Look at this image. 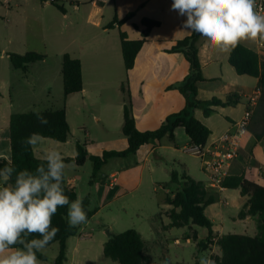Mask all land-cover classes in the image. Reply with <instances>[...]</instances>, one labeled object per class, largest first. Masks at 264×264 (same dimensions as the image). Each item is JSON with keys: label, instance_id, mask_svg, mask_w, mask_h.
Returning a JSON list of instances; mask_svg holds the SVG:
<instances>
[{"label": "crops", "instance_id": "1", "mask_svg": "<svg viewBox=\"0 0 264 264\" xmlns=\"http://www.w3.org/2000/svg\"><path fill=\"white\" fill-rule=\"evenodd\" d=\"M60 1L65 6L66 13L59 11L48 0H0V162L11 160L10 118L15 113L35 112L36 109L40 112L59 110L61 108L50 106L63 103L71 127L70 139L67 142H58L43 138L33 150L35 156L37 152L43 156L45 149L55 148L64 158H75L77 142L85 144L91 156H102L105 151H122L128 147L127 138L123 135L124 138L119 142L101 147L99 151H95L96 149L92 151L99 133L109 135L116 129L122 131L124 102L121 87L127 81L136 126L140 131L158 129L168 116L181 111L185 106L184 97L177 90H169L168 87L182 81L188 74L190 65L182 53H169L167 50L178 40L192 33L183 28L186 17L171 10L172 0ZM129 13L134 15L123 25L119 26L116 23L109 27L116 17L122 20ZM144 18L159 21L160 26L151 30L147 43L136 58L134 68L127 72L120 33H126L130 40L141 39L145 30L142 24ZM241 44L257 52L264 62V49L260 50L258 43L245 41ZM198 46L203 74L207 79L199 86V99L225 100L230 94H237L240 101L235 106L218 107L210 117H205L203 111L197 109L195 117L210 129L209 140L217 138L233 129V124L244 116L253 97L256 96L255 111L242 144L240 157L229 168L228 177L250 176L258 185L264 187V121L261 107L263 93L259 88V79L239 75L229 63L230 52L220 53L213 50L206 46L201 37ZM8 52L20 55L38 52L45 54L47 58L31 64L25 72L13 67L7 56ZM65 54H70L81 61L84 84L83 91L71 95L66 102L62 75V57ZM15 102L23 105L22 107L28 105V111H13ZM216 117L220 120H215ZM90 119L97 125L96 135L88 125ZM76 121H80L78 128L85 130V142L73 134V122ZM177 133L178 128L174 133L175 139H178ZM162 147L161 141L141 146L137 154L131 156L137 164L134 168H131L130 162L125 164L115 161L116 159L130 161L128 160L130 157L110 159L90 183L92 185L90 192L83 199H87L88 210L94 213L90 219L102 211L100 207L90 209L91 203L96 202L103 207L110 206L125 199L129 192L140 188V183L136 187H131L125 179L130 172L138 169L139 164H143L141 167L143 172L153 155L161 157V161L170 164L173 170L175 164L170 163L171 159L162 157L159 153ZM193 148L189 139L183 147L176 146L175 151L190 152L198 158L191 152ZM173 161L181 166L183 173L178 171L180 175L186 174L204 183L206 188L208 176L202 164L200 165L202 176L195 177L188 163L183 160ZM111 163H114L113 167L105 170ZM70 164L75 163L66 165ZM65 175L68 184L80 197L82 183L78 176L67 178L66 169ZM153 189L158 192L156 187ZM206 190L218 196L217 201L205 210L213 223V232L216 236L215 243L207 249L210 252L208 258L214 261L213 253L214 257L221 256V248L217 244L221 236L246 235L250 230L255 232L257 220L252 217L239 218V213L248 199L239 189L223 187L222 190ZM120 212L129 213L128 207H120ZM153 216L149 218L151 220L149 231L157 238L153 241L144 238L147 241V250L164 246V242L159 239L162 230L155 229L157 214ZM207 235L208 231L205 239ZM69 240L70 238L67 241V260L71 253L74 264L77 260L78 247L73 244L69 246ZM41 253L46 255L44 251ZM58 254L59 250L53 257L52 264H55ZM196 260H199L198 257ZM39 261L47 262L49 257L47 256L45 261Z\"/></svg>", "mask_w": 264, "mask_h": 264}, {"label": "trees", "instance_id": "2", "mask_svg": "<svg viewBox=\"0 0 264 264\" xmlns=\"http://www.w3.org/2000/svg\"><path fill=\"white\" fill-rule=\"evenodd\" d=\"M48 1L59 11L66 13L67 10L60 0ZM133 15V13H129L122 20L116 17L114 23L109 27H113L116 23L121 26L130 20ZM142 24L145 30L139 40H130L126 33H120L123 60L127 72L134 68L136 58L147 43L151 30L160 26L159 21L148 18H144ZM199 39V35L192 33L190 36L178 40L172 48L167 50L169 53H182L190 65L186 77L168 87L169 90H177L184 97L185 106L181 111L168 116L156 130H138L127 81L121 89L124 102L122 132L127 138L128 147L122 151H105L102 156H91L86 145L77 142V156L75 158H64L65 164L75 163L78 167H83L88 160H91L94 164L92 183L97 173L110 159L134 156L141 146L161 141L166 136H170L174 140L175 130L179 127L185 129L194 147L203 148L211 136V131L195 117V111L200 109L205 117H210L218 107L235 106L239 103L240 97L237 94H230L225 100L219 98L199 99V86L207 81L203 74L200 59ZM7 56L15 69H21L25 72L31 64L47 58L45 54L38 52H28L24 55L8 52ZM229 63L239 75L259 79V88L263 93L261 107L264 121V62L261 61L257 52L240 43L230 52ZM62 75L64 101L66 102L71 95L83 91L81 61L73 58L70 54H65L62 57ZM40 115L47 119V124L40 123L36 112L15 113L10 118L11 161L17 172L24 169L35 172L36 167L43 162V159L35 156L33 147H28L23 143L24 139L29 137L30 134L39 133L43 138L58 142H67L71 137V127L65 108L40 112ZM7 161H1L0 168H3ZM14 181L15 173L11 182L14 183ZM170 183L178 186L176 192H168L165 195V203L172 209L169 214L170 226L172 228H184L195 225L205 228L208 235L204 242L199 241L197 245L200 250H207L215 243L216 236L213 232V223L206 215L205 210L217 201V194L207 191L204 183L198 182L186 174L180 175L175 169L171 172ZM223 186L228 189H239L241 194L248 198L239 213V218H255L258 232L255 236L238 234L221 236L217 241L218 246L221 248V256L213 257L215 264H264V187L258 185L252 177L246 175L227 177ZM63 187L70 201L78 197L76 190L68 184L65 173ZM83 207L89 220L94 213L88 210L87 199L83 201ZM67 211L66 206L60 207L52 218V225L59 228V232L47 247L55 243L59 244V254L55 264H64L67 261V241L78 233L77 227L68 226ZM194 240L198 241L196 236H194ZM104 254L107 258L119 264H174L166 260L159 263L153 261L147 254V241L136 229H130L120 234H111L105 244ZM36 255L39 260H47V256L41 252H37ZM194 264H200L199 260H196Z\"/></svg>", "mask_w": 264, "mask_h": 264}, {"label": "clouds", "instance_id": "3", "mask_svg": "<svg viewBox=\"0 0 264 264\" xmlns=\"http://www.w3.org/2000/svg\"><path fill=\"white\" fill-rule=\"evenodd\" d=\"M171 10L186 17V31L196 33L206 46L220 53L231 52L245 41L264 46V2L172 0ZM34 111L41 124L48 123L39 109ZM42 139L39 133H32L23 143L35 147ZM42 159L35 172H17L10 159L0 168V264H40L36 253L43 252L59 232L53 227L52 218L60 207L68 209L69 227L88 221L82 198L70 201L64 192L66 164L62 153L47 149ZM200 264L215 261L202 255Z\"/></svg>", "mask_w": 264, "mask_h": 264}, {"label": "rangeland", "instance_id": "4", "mask_svg": "<svg viewBox=\"0 0 264 264\" xmlns=\"http://www.w3.org/2000/svg\"><path fill=\"white\" fill-rule=\"evenodd\" d=\"M62 91V89H61ZM23 106V105H22ZM19 104H14L13 111H28V105L22 107ZM50 107L63 108L62 104H53ZM44 109V108H43ZM215 120H220L216 117ZM80 121L73 122V134L80 138L82 141H86L85 130L79 129ZM88 125L97 134V125L92 119L88 120ZM178 139L172 140L170 136H166L161 140L163 146L159 153L162 157L171 159L170 163H174L177 171L183 173L181 166L173 160H183L190 167H192V173L195 177H201L202 171L200 165L202 164L200 158L191 154L190 152L180 153L175 151L176 146L183 147L188 142L189 137L182 127L178 128ZM124 138L120 129L113 130L109 135L98 134L97 140L95 141L92 151H99L101 147H108L113 143H117ZM90 142H94L90 140ZM190 142V141H189ZM47 150V149H45ZM38 158H43L40 152L36 153ZM116 159L117 162H124L129 164L131 168L137 166L132 157L128 159ZM114 161V162H115ZM113 162V161H112ZM114 163H111L110 167L105 170H110ZM143 164H139L136 171L130 172V175L125 179L131 187H136L140 183V188L134 192H129L127 197L121 201L115 202L110 206H99L96 202L90 204V209L99 208L102 210L92 219L88 220L87 223L76 226L78 233L75 237L70 238L68 244H72L78 247L77 260L74 264H119L104 254L105 243L108 242L111 234H120L130 229H136L141 231L143 238L146 240L153 241L156 239V235H152L150 229V217L157 214L155 221V229L162 230L160 234V240L164 242V246L152 250H147L148 256L155 262L167 261L170 263H182V264H194L196 257L201 259V256H209V250L202 251L198 248L197 242L194 240V236L197 239L200 238L205 241L207 230L198 226L184 227V228H172L170 226L171 220L169 214L171 207L165 203V195L168 192H175L178 188L177 185L171 184V170L170 164L165 161H161V157L153 155L150 163L146 165L143 172L141 167ZM67 178L77 175L82 183V188L79 191L80 198L82 201L87 197L91 189V178L94 170V164L91 160H88L83 167H78L75 164L66 165ZM102 176V175H101ZM97 181V180H96ZM163 186V187H162ZM156 187L158 192L153 188ZM128 207L129 213L124 214L120 212V207ZM154 217V216H153ZM230 225H232L229 222ZM139 229V230H138ZM86 232L90 236L87 238H80V234ZM258 229L255 228V232L250 230L249 236L256 235ZM194 235V236H193ZM165 238H164V237ZM191 238V239H186ZM152 246L149 245V247ZM59 250V244L55 243L50 247L45 248L43 251L49 257V261L40 264H52L53 257H55ZM211 251V250H210ZM215 256L213 253L212 257ZM167 257V259H166ZM64 264H72L71 253L68 255V260Z\"/></svg>", "mask_w": 264, "mask_h": 264}, {"label": "built area", "instance_id": "5", "mask_svg": "<svg viewBox=\"0 0 264 264\" xmlns=\"http://www.w3.org/2000/svg\"><path fill=\"white\" fill-rule=\"evenodd\" d=\"M264 0H257L262 3ZM260 50L264 46L258 44ZM257 98L253 97L251 105L244 116L233 124V129L210 139L203 148L194 147L191 152L196 154L208 176L206 189L222 190L224 180L228 177V170L241 154L242 144L251 123ZM89 234L82 232L80 238H87Z\"/></svg>", "mask_w": 264, "mask_h": 264}]
</instances>
